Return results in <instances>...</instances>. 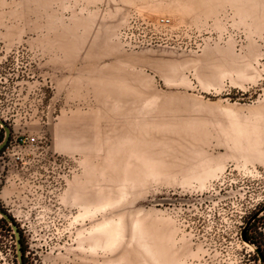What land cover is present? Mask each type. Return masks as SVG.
I'll return each instance as SVG.
<instances>
[{
  "label": "rangeland",
  "instance_id": "rangeland-1",
  "mask_svg": "<svg viewBox=\"0 0 264 264\" xmlns=\"http://www.w3.org/2000/svg\"><path fill=\"white\" fill-rule=\"evenodd\" d=\"M0 120L40 140L0 151L25 264H260L264 0H0Z\"/></svg>",
  "mask_w": 264,
  "mask_h": 264
},
{
  "label": "built area",
  "instance_id": "built-area-1",
  "mask_svg": "<svg viewBox=\"0 0 264 264\" xmlns=\"http://www.w3.org/2000/svg\"><path fill=\"white\" fill-rule=\"evenodd\" d=\"M138 22H141V24L140 31L137 35L142 37L141 40L139 38L138 39L141 43L146 44V46L155 45L158 42L167 39L173 29V20L168 16L145 18L143 20H139ZM4 146L0 148V151H3L4 154L8 152L9 156H11V160L8 162L7 167L14 170L15 168L17 169L18 165H20V170H23L24 172L25 158L26 156H31L32 149L37 151L40 146V140L36 136L27 135L25 137H17L15 139L12 151H10V146H7L6 149L3 150ZM13 217L18 219L16 215H13Z\"/></svg>",
  "mask_w": 264,
  "mask_h": 264
},
{
  "label": "water",
  "instance_id": "water-1",
  "mask_svg": "<svg viewBox=\"0 0 264 264\" xmlns=\"http://www.w3.org/2000/svg\"><path fill=\"white\" fill-rule=\"evenodd\" d=\"M0 124L3 126V128H4V130H5V138H4V140L2 141V143L0 144V148H2V147L6 144V142H7V140H8L10 129H9V127H8L4 122H2V120H0ZM262 210H264V206L262 207V209H261L260 211H262ZM260 211H258V212H260ZM258 212H257L256 214H254V215L249 219V222H248L249 224H250L251 221H253L254 218L258 215ZM0 215H1L2 217H4L8 222L11 223L12 228H13V230L15 231V236L17 237V256H18V259H19V263H20V264H25V263H24V260H23V256H22V251H21V242H20V239H19V231H18V228H17L16 224H15L14 221L12 220L11 216H10L7 212H5L1 207H0ZM247 227H248V225H247ZM247 227H245L244 230H243V232H242V234H243V238H244V239H247V237H246V230H247ZM251 243H252V242H251ZM252 244H253V243H252ZM255 246H256V245H255ZM256 251H257V253H258V255H259L260 264H264V259H263V255H262L261 249L258 248V247L256 246Z\"/></svg>",
  "mask_w": 264,
  "mask_h": 264
},
{
  "label": "trees",
  "instance_id": "trees-1",
  "mask_svg": "<svg viewBox=\"0 0 264 264\" xmlns=\"http://www.w3.org/2000/svg\"><path fill=\"white\" fill-rule=\"evenodd\" d=\"M1 141V140H0ZM6 224H7V220L4 218V217H2L1 218ZM247 239H249L250 240V238L247 236Z\"/></svg>",
  "mask_w": 264,
  "mask_h": 264
},
{
  "label": "flooded vegetation",
  "instance_id": "flooded-vegetation-1",
  "mask_svg": "<svg viewBox=\"0 0 264 264\" xmlns=\"http://www.w3.org/2000/svg\"><path fill=\"white\" fill-rule=\"evenodd\" d=\"M262 252H264V249L261 250ZM263 255V254H262Z\"/></svg>",
  "mask_w": 264,
  "mask_h": 264
},
{
  "label": "bare ground",
  "instance_id": "bare-ground-1",
  "mask_svg": "<svg viewBox=\"0 0 264 264\" xmlns=\"http://www.w3.org/2000/svg\"><path fill=\"white\" fill-rule=\"evenodd\" d=\"M249 246V245H248ZM250 246H252V245H250Z\"/></svg>",
  "mask_w": 264,
  "mask_h": 264
}]
</instances>
